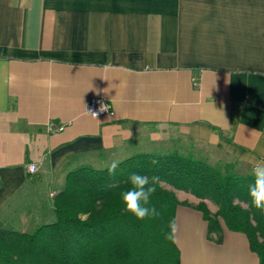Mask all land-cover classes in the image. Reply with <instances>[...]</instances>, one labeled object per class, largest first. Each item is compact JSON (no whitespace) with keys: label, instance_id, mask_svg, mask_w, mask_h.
I'll use <instances>...</instances> for the list:
<instances>
[{"label":"crops","instance_id":"0c3cea01","mask_svg":"<svg viewBox=\"0 0 264 264\" xmlns=\"http://www.w3.org/2000/svg\"><path fill=\"white\" fill-rule=\"evenodd\" d=\"M93 98L114 115L87 114ZM183 143L251 169L264 160V0H0V221L17 226L23 194L50 211L80 167ZM188 196L180 264H259L243 233L222 225L210 240Z\"/></svg>","mask_w":264,"mask_h":264},{"label":"trees","instance_id":"16d2710c","mask_svg":"<svg viewBox=\"0 0 264 264\" xmlns=\"http://www.w3.org/2000/svg\"><path fill=\"white\" fill-rule=\"evenodd\" d=\"M251 170L235 161L213 165L178 152L134 155L118 163L114 175L108 168L80 167L67 175L56 195L52 221L32 222L27 231L0 221V264H180L175 238H165L177 207L188 206L174 190L203 201L196 209L208 223L210 240L223 242L222 225L243 233L264 264V210L256 209L248 195ZM134 172L158 178L152 197L161 213L156 219L138 220L124 210L119 194Z\"/></svg>","mask_w":264,"mask_h":264},{"label":"clouds","instance_id":"9594fccd","mask_svg":"<svg viewBox=\"0 0 264 264\" xmlns=\"http://www.w3.org/2000/svg\"><path fill=\"white\" fill-rule=\"evenodd\" d=\"M108 106L101 103L99 112H105ZM95 116L96 114L93 113ZM153 165L157 164V160H152ZM118 162L114 161L108 167L110 175L116 173ZM27 168H34L28 165ZM253 181L249 185L248 195L252 204L258 210H264V160H257L252 166ZM157 177H149L139 173H131L129 176V187L120 192V200L124 206V210L131 213L138 220L156 219L160 216V212L152 203V197L156 192ZM169 231L165 234L168 240H174L177 226L174 220L168 224Z\"/></svg>","mask_w":264,"mask_h":264},{"label":"rangeland","instance_id":"374dc122","mask_svg":"<svg viewBox=\"0 0 264 264\" xmlns=\"http://www.w3.org/2000/svg\"><path fill=\"white\" fill-rule=\"evenodd\" d=\"M185 145V143H183ZM184 145H181L179 146V150L177 151L178 153H181L183 155H192V156H195L196 158H200V159H205L207 160L208 162H210L211 164L213 165H217L220 161H228L227 159L225 158H221L219 155H215V154H211L209 153L208 151L206 150H203V149H198V148H192V147H188V146H184ZM178 149V146L176 147ZM169 153H172V152H169ZM167 154V153H166ZM164 188L166 189H169V190H173L170 186L166 185V184H163L162 185ZM37 192V191H36ZM175 193L176 196H178L177 198L179 199V201L181 203H186L188 206H191L193 203H192V200H195V199H192L190 196H188V194L185 192H182V191H177V190H174L173 191ZM32 194V193H31ZM30 194V195H31ZM38 194V193H37ZM59 194V193H58ZM57 194V195H58ZM29 195V197H27L26 194H23L21 195V198L18 199V203H16V206H19L18 208V211H17V214H14V217H13V220L18 223L17 224V227H20L21 230H24L23 227H21V223L20 221L23 220V221H28L29 219H33L36 217V215H38V213L40 212L39 210H43L45 209L43 212V215H38L35 219L36 221V225L34 224V226H37L38 224L42 223V222H48V221H52V218L49 217L48 212H49V209L46 207V204H45V208L43 206H41L40 204L38 205L37 203H35V194L33 193L31 196ZM56 197V196H55ZM34 200V202H32L31 204V208L28 209L27 206H30L29 204H27L28 202ZM203 202L202 200L200 199H196L195 201V205L198 206L200 205V203ZM207 206L209 207V209L213 212V213H216L218 208L211 202L209 201H204ZM41 206V207H40ZM245 206V205H244ZM246 207V206H245ZM20 208H24L23 211H21ZM43 208V209H42ZM30 211H28V210ZM39 211V212H38ZM28 212V213H27ZM38 212V213H37ZM42 212V211H41ZM9 212H5L3 214H8ZM9 215V214H8ZM28 218V220H26ZM5 219H3L4 221ZM26 228V227H25ZM31 228V227H30Z\"/></svg>","mask_w":264,"mask_h":264},{"label":"built area","instance_id":"2783aa9c","mask_svg":"<svg viewBox=\"0 0 264 264\" xmlns=\"http://www.w3.org/2000/svg\"><path fill=\"white\" fill-rule=\"evenodd\" d=\"M101 103L108 106L107 111H105V112H99L98 111ZM86 112H87V114H89L93 118H100L103 116H113L114 115V110H113L112 106L104 98H93L92 100H90V102L87 105ZM93 113H95L96 116ZM65 127H66L65 124L59 125V126H55V125L51 124L48 127V132H50V133H57L58 132L59 133V132H62L65 129ZM33 166H34V168L30 169L31 173H35L37 171V166H35V165H33Z\"/></svg>","mask_w":264,"mask_h":264}]
</instances>
